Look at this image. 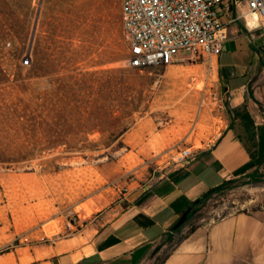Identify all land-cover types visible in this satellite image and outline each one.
<instances>
[{
    "label": "rangeland",
    "instance_id": "rangeland-1",
    "mask_svg": "<svg viewBox=\"0 0 264 264\" xmlns=\"http://www.w3.org/2000/svg\"><path fill=\"white\" fill-rule=\"evenodd\" d=\"M127 54L119 0H0V264H32L68 236L69 211L73 234L217 135L215 58L130 69ZM262 208L264 177L231 180L144 264L200 224Z\"/></svg>",
    "mask_w": 264,
    "mask_h": 264
},
{
    "label": "crops",
    "instance_id": "crops-1",
    "mask_svg": "<svg viewBox=\"0 0 264 264\" xmlns=\"http://www.w3.org/2000/svg\"><path fill=\"white\" fill-rule=\"evenodd\" d=\"M227 31L229 38L215 58L223 124L211 143L189 162L165 166L152 185L134 191L124 206L104 211L43 253L33 248L32 264L151 262L155 247L175 236L172 228L191 203L224 182L264 177V37L246 31L239 21ZM14 264H21V254L15 253ZM159 264H264V208L200 224Z\"/></svg>",
    "mask_w": 264,
    "mask_h": 264
},
{
    "label": "built area",
    "instance_id": "built-area-1",
    "mask_svg": "<svg viewBox=\"0 0 264 264\" xmlns=\"http://www.w3.org/2000/svg\"><path fill=\"white\" fill-rule=\"evenodd\" d=\"M119 10L130 69L171 65L182 53L211 62L229 38L227 26L237 21L264 37V0H119ZM193 158L190 149H183L172 163ZM77 217L67 213L68 235Z\"/></svg>",
    "mask_w": 264,
    "mask_h": 264
},
{
    "label": "trees",
    "instance_id": "trees-1",
    "mask_svg": "<svg viewBox=\"0 0 264 264\" xmlns=\"http://www.w3.org/2000/svg\"><path fill=\"white\" fill-rule=\"evenodd\" d=\"M230 181H228V182H224L220 187H217V188H214V189H212V190H210V191H208L206 194H204L202 197H200V198H198L196 201H194L193 203H191L193 206H192V209H191V211H190V213H189V215H188V218H187V220H186V222L184 223V225L185 224H187L188 222H189V220L191 219V213H192V211L194 210V208L196 207V206H198L203 200H205L206 198H208L209 196H211L213 193H215L216 191H219L223 186H225L226 184H228ZM183 225V226H184ZM182 226V227H183ZM182 227H180V228H178L177 230H175L174 231V233H176V232H178L179 230H181L182 229ZM194 229H192L190 232H192ZM160 263V262H159ZM158 263V264H159Z\"/></svg>",
    "mask_w": 264,
    "mask_h": 264
},
{
    "label": "bare ground",
    "instance_id": "bare-ground-1",
    "mask_svg": "<svg viewBox=\"0 0 264 264\" xmlns=\"http://www.w3.org/2000/svg\"><path fill=\"white\" fill-rule=\"evenodd\" d=\"M172 71L175 72V70H172ZM178 92H180V94H178L177 97H180V98H178V101L177 102H178V104L180 106H184L189 101L191 102V100H190L191 96L188 93V91H185V89H180ZM177 97L176 98H173L172 101L177 100ZM47 229L50 230L49 226L47 227Z\"/></svg>",
    "mask_w": 264,
    "mask_h": 264
},
{
    "label": "water",
    "instance_id": "water-1",
    "mask_svg": "<svg viewBox=\"0 0 264 264\" xmlns=\"http://www.w3.org/2000/svg\"><path fill=\"white\" fill-rule=\"evenodd\" d=\"M238 1V0H237ZM192 204H190L181 214L180 218L178 219V221L176 222V224L174 225V227L172 228V232H174L175 230H177L178 228L182 227L184 225V223L186 222L188 215L192 209Z\"/></svg>",
    "mask_w": 264,
    "mask_h": 264
}]
</instances>
